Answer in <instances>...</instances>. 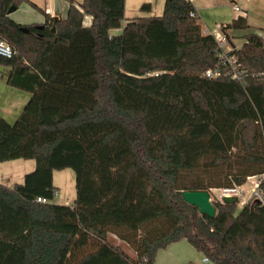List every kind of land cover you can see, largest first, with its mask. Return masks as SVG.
Masks as SVG:
<instances>
[{
	"label": "trees",
	"instance_id": "16d2710c",
	"mask_svg": "<svg viewBox=\"0 0 264 264\" xmlns=\"http://www.w3.org/2000/svg\"><path fill=\"white\" fill-rule=\"evenodd\" d=\"M64 1V18L21 25L9 9L36 6L0 0V38L16 52L0 68L30 94L13 123L0 115V163L35 162L21 184L0 183V264H155L183 240L213 264H264L261 203L212 202L210 219L182 197L264 175V31L242 16L220 26L233 69L189 0L124 25L125 0ZM65 169L72 205L54 203Z\"/></svg>",
	"mask_w": 264,
	"mask_h": 264
},
{
	"label": "crops",
	"instance_id": "0c3cea01",
	"mask_svg": "<svg viewBox=\"0 0 264 264\" xmlns=\"http://www.w3.org/2000/svg\"><path fill=\"white\" fill-rule=\"evenodd\" d=\"M30 4L36 6L31 7L28 3L22 4L10 18L18 24L30 25L41 24L45 21V15L50 18V15L46 13L47 9H51V0H27ZM61 4L62 14L61 18H64L69 7L68 3L64 0H59ZM82 0H74L75 4L81 3ZM195 8L197 15L203 25V30H207L206 26H210L211 22L218 28L225 23L229 18L232 20L237 19L241 15H237L232 11V4L237 3L241 6L248 24L254 27L258 33L264 31V0H189ZM143 4H149L150 12H141L140 7ZM165 0H125V21L133 18H150L160 17L164 10ZM258 5L263 13V19L261 23L254 21H248V13L254 6ZM52 10V9H51ZM44 12V14H43ZM14 14V15H15ZM222 22V23H221ZM91 18H85V25L89 26ZM230 23V22H229ZM208 31V30H207ZM234 46H236L234 41ZM240 47V46H239ZM5 168L2 170L5 173H0V183L6 186H13L15 184H21L26 174L30 173L35 168L34 161L16 162L15 164H3ZM10 180V182H9ZM246 184V183H245ZM244 184V185H245ZM53 185L56 188L58 194L57 198L59 202H55L58 205H72L75 197V176L72 170L65 169L63 171H56L53 173ZM243 186L241 188L243 189ZM240 204L238 207L241 208ZM201 254L197 253L194 248L185 240L172 244L165 250L158 252L155 260V264H194Z\"/></svg>",
	"mask_w": 264,
	"mask_h": 264
},
{
	"label": "rangeland",
	"instance_id": "374dc122",
	"mask_svg": "<svg viewBox=\"0 0 264 264\" xmlns=\"http://www.w3.org/2000/svg\"><path fill=\"white\" fill-rule=\"evenodd\" d=\"M15 14V13H14ZM13 17H16V14ZM263 19V13L258 5L254 6L252 10L248 13V21H254L256 23H261ZM231 22V19L226 20L225 23ZM222 23V22H221ZM207 30L210 32L213 31H218V29L215 27V24L211 22L210 26H206ZM253 31H257L254 27ZM245 32H239L236 33L235 36L231 38L233 46H234V41L236 46L241 47V45L244 43V40L242 39V35ZM235 47V46H234ZM236 48V47H235ZM225 52H229L232 50V46L228 43L227 46L223 48ZM30 98V94L24 91H21L19 89L12 88L6 84V75L2 72L0 68V115L9 123H13L19 114L21 113L24 105L27 103V101ZM16 162H25L24 160H15V161H10V162H5V163H0V173H5L4 171L2 172L1 169H5L3 167V164H15ZM10 182V180H9ZM12 187V186H11ZM251 182L246 181V184L243 187V192H242V198H238V206L242 204L243 202H246L250 198V190H251ZM211 196V202H219L217 199L218 191L217 189H212L208 192ZM55 202H59L58 199L54 200ZM243 206V205H242ZM240 206V207H242ZM110 240L113 242V244L120 246L122 249H124L129 255L133 256L134 253L130 248L122 244L119 240H117L115 237H110ZM204 256H201L198 258L196 261H194V264H200Z\"/></svg>",
	"mask_w": 264,
	"mask_h": 264
},
{
	"label": "built area",
	"instance_id": "2783aa9c",
	"mask_svg": "<svg viewBox=\"0 0 264 264\" xmlns=\"http://www.w3.org/2000/svg\"><path fill=\"white\" fill-rule=\"evenodd\" d=\"M244 1H250V0H244ZM231 8H232L233 13L237 15L245 16L241 6L238 5L237 3H233ZM46 13L50 15V18L56 20L51 9H47ZM191 16L193 17L194 14L192 13ZM44 23L45 21L42 22L41 24H44ZM217 29L218 31L215 30L213 32L203 30V34H210L214 37L218 45V48L222 50L223 52L221 55V59H223V64H228L231 67H233V69H235L236 59L234 56L225 58L224 54L231 52V50L229 52H225L223 50V48L227 46L228 43L224 35L220 31V27H218ZM15 55H16V52L12 49V47H10L3 39L0 38V57L4 59H11ZM219 76H220V73L218 70L209 71L206 73V77L211 78V79L218 78ZM247 181L251 182L252 187L250 190V198L246 202H243V205L246 204L248 201H257L264 206V194L260 190V184L261 182L264 181V175L250 177L247 179ZM217 191H218L217 199L219 200V202L223 203L224 198H232V197L242 198L243 189L241 187H233V188L217 189ZM54 196L55 198H57L58 196L57 192H54ZM210 201H211V196H210ZM36 202L41 203V204L48 203V201L43 198H37ZM200 264H213V263L208 257L204 256Z\"/></svg>",
	"mask_w": 264,
	"mask_h": 264
},
{
	"label": "water",
	"instance_id": "95a60500",
	"mask_svg": "<svg viewBox=\"0 0 264 264\" xmlns=\"http://www.w3.org/2000/svg\"><path fill=\"white\" fill-rule=\"evenodd\" d=\"M51 9L53 12L54 17L56 20L61 16L62 9L61 4L59 0H51ZM16 11L14 7L10 8L8 11V14L11 15ZM52 31H54V27L52 28ZM182 197L184 201L190 205L195 207L199 214L202 216H206L210 219L215 217L216 209L212 202L210 201V195L208 192H183ZM238 198L232 197V198H224V203H232V202H238Z\"/></svg>",
	"mask_w": 264,
	"mask_h": 264
}]
</instances>
